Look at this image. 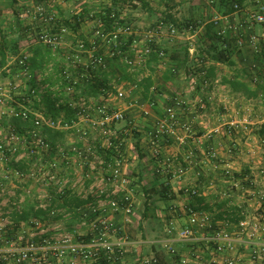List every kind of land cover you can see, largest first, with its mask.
<instances>
[{
	"label": "built area",
	"instance_id": "2783aa9c",
	"mask_svg": "<svg viewBox=\"0 0 264 264\" xmlns=\"http://www.w3.org/2000/svg\"><path fill=\"white\" fill-rule=\"evenodd\" d=\"M234 9V13L241 12L238 3L234 4ZM114 17L113 15L114 32L110 40H120L115 30L124 29L123 33H126L131 27L123 28V22ZM211 22L222 39H234V44L239 49H249L252 55L264 58L263 6L259 5L256 10L248 13L243 23L226 16L215 17ZM200 25L201 21L198 19L193 23L187 21L181 30L173 23L159 21L154 28L155 33L150 31L148 34L150 44L142 52L135 51L136 58H139L136 60L143 61V54L148 57L152 53L158 54L161 61L166 60L165 50L176 44L177 39H182L183 34L194 41ZM257 26L261 27L258 31ZM32 29L33 42L61 49L66 28L56 25L51 33L39 32L35 27ZM106 37L105 28L99 21L95 35L88 40H78V50L66 54L70 59L68 64H61L58 69L54 64H49L42 72L32 71L30 54L20 52L15 63L18 68L16 79L9 81L6 86L5 82H0V119L5 114V106L12 104L11 118L24 123L22 131H17L13 125H8L6 129L0 125V203L9 208L7 213H15L16 217L23 216L30 208L32 213L41 212L38 217L31 213L34 217L31 223L38 226L40 235L46 232L45 223L41 224L40 220L70 218L72 211L65 206L66 203L75 201L85 204L77 208L81 219L79 229L83 230L77 243L72 242L71 234L64 233L61 234V242L67 245L56 249L35 246L32 242L25 247L11 246L8 251L15 264H25L37 258L38 261L34 264L49 263V254L52 252L54 262L61 263L66 250L72 264L115 262L123 259L126 248L131 244L130 237L113 218L121 214L130 216L135 207L137 180L133 163L135 157H138L136 147L141 129L131 111L140 110L139 116L146 117L149 115V108L156 101L150 100L148 109L138 103L135 93L140 89V78L134 82H122L119 79V84L114 86L116 93L113 96L108 84L100 86L94 95L82 93L83 89L95 86L98 74L109 71L108 57L101 52V43H104ZM188 52L193 88L197 87V83L202 88L207 87L205 75L208 56L202 59L196 57L193 47H189ZM123 54L122 48L111 52L112 57H121ZM126 63L129 70L133 71L135 60L127 58ZM256 66L253 63V68ZM18 78L21 79L20 83ZM249 81L255 85L258 77L253 75ZM19 89L22 90V96L16 102L12 93ZM46 97L54 100L56 107L67 106L73 116L68 118L64 112L55 118L47 116L42 107ZM184 104L175 100L167 106L150 134L148 144L152 157L162 166L171 165L170 158L163 155V144L173 141L182 146L191 137L192 125L180 116ZM197 105L200 111L205 107L200 98ZM251 124L249 115L229 122L218 120L215 128L205 135L209 145L204 148V157L214 161L219 157L218 149L210 145L212 136L234 138L241 131H246ZM46 130L64 134V139L51 141ZM234 144L235 142L226 148V153L231 158L235 156ZM260 144L264 148V136L260 139ZM184 161L187 165L179 166L177 175L187 174L195 161L194 154L188 152ZM162 170L161 167L159 171ZM228 176L234 178L235 174L229 171ZM244 178L249 179L247 176ZM179 194L188 200L201 196L196 186L183 187ZM225 195H229V192ZM260 196L264 200V191ZM171 200L172 198L169 199L170 202ZM181 215L186 217L187 225L177 230L174 218ZM259 216L264 222V205L260 208ZM161 217L168 233L176 231V241L190 242L193 245L191 252L180 253L170 242L164 244L166 254L176 264H245L243 260L233 256L224 258L221 263L217 262V256L230 254L235 250L236 239L223 231H215L212 236H197V228L209 226L211 221L208 215L199 214L190 203H170L168 215ZM240 226L244 228L246 222H242ZM53 229L55 232L64 230L61 224H56ZM140 264L160 262L152 253L141 258Z\"/></svg>",
	"mask_w": 264,
	"mask_h": 264
},
{
	"label": "crops",
	"instance_id": "0c3cea01",
	"mask_svg": "<svg viewBox=\"0 0 264 264\" xmlns=\"http://www.w3.org/2000/svg\"><path fill=\"white\" fill-rule=\"evenodd\" d=\"M166 1L165 5H155L154 9H169L168 12L170 14H175L176 11L182 7V5L177 3L185 1V4L183 5L186 7L185 11L187 14L190 12L192 17L199 18V15L197 14L199 12L194 10V3L188 2L191 0ZM233 1H237L240 4L241 12L228 14L226 17L234 18V21H239L240 23H243L246 15L256 10L257 6L261 5L264 7V0H217V10L220 12H227L229 9L228 7ZM97 4L98 3L95 0H0V74L4 75L8 72H12L14 76L17 74L18 68L15 66V63L20 52H27L30 54V67L34 72L44 71L46 63L51 59L50 54L41 51L40 48L38 49L32 41V38L25 35L26 30L22 29L19 32L14 31L17 27L18 29L20 28L21 22L19 21L20 24H18V20L14 18L13 14H18L19 11L23 10L34 9L36 6H45L46 9L55 11L58 14L60 17V20H58L59 23H57L59 27L66 28V30H71L73 28L74 37L88 40L91 39L92 36L88 35L90 33L89 31V33L85 32L86 25L81 22L80 18L76 20L75 18H72V16L86 9L97 8L100 10L110 7V4H108V6L101 8L97 6ZM151 5L153 6L152 3ZM96 21L97 19L92 21V23H95ZM256 30H260L259 26L256 27ZM77 33H79L78 36H76ZM200 35L196 36L194 41H196V39L200 40ZM174 49H177V46H175ZM172 53L173 52L171 51L168 55L170 63L169 69L162 71L167 75L166 80H163L161 76H159V79L158 77H151L154 80L157 89H167L171 96L168 95V98L164 99L159 98L161 96L157 97L152 95V97L154 96L153 98L154 101H156V104L152 108H149V115L146 117L139 116L140 110L134 112L131 111L132 117L139 122L141 129L139 143L137 144L138 151H136L138 157H135L136 159L133 163V171L135 172L137 180L134 194L135 204L139 203L140 206L144 204L142 211L143 215L145 211V202L147 201L148 196H152L151 201L154 200L157 205L156 211H154V213L148 218H143L144 220L156 218L163 220L161 216L168 215L170 203H177L179 205L193 203L196 211L199 212V214L208 215L211 221L209 226H200L197 228V236H212L215 231H223L236 239L235 250L230 254L225 253L217 256L216 260L218 263H221L224 258L233 256L237 259L243 260L245 264H264V222L259 216L260 208L264 205V200H262L260 196V193L264 191V148L261 147L260 144V139L264 136V116L257 114V111L264 114V98L260 95L256 99H248L241 93L233 92L228 85L221 82L222 76L227 75L225 73L222 74L223 71L219 70L220 68L216 64L214 66L216 67L215 79L211 82L209 81L210 85H207V89L211 92L209 99L205 102L207 108L200 111L197 108V101L199 98L202 99L200 94L204 88L200 86V83H197V87L193 88L190 82L189 68L186 72L182 71V68L178 67L177 60L173 58ZM247 55L243 56L245 61H249V58H253L250 55L247 59ZM204 56L207 57L208 54L203 53L199 58L202 59ZM232 59L234 61V58ZM241 59L242 57L239 58L240 61ZM206 60V69H209L215 62L209 59V57ZM4 62H6L5 65ZM234 64L236 67L235 61ZM236 73L234 74L233 72H230V76H237ZM134 81L135 80L131 82ZM104 84L107 85L108 82H105ZM139 91L135 93V98L138 100V103L141 104V107L144 106L148 109V103L150 100H143L141 96H139ZM224 91L227 93L225 96L222 95V92ZM177 97L180 101L185 103L180 116L192 124L194 128V136L188 139L185 146H175L174 144L177 143L173 141H169V144H163V155L165 158H170L171 165L162 166L152 157L151 148L148 144L149 137L156 121L162 118L166 107L171 105L174 102V99L177 100ZM207 111H209V115H207ZM244 114H249L252 119V124L248 129L238 133L234 138H225L223 140V138L215 136L214 138L217 139V141L210 142V145L212 144L213 147L218 149L219 157L216 161L206 159L203 153L204 148L209 145V142L206 140L205 135L211 129V126H207V122H212L213 120L214 125L216 124L215 121L218 120L229 122L234 119H239ZM234 142L236 149L234 152L235 156L231 158V156L229 157L226 153V148ZM188 152L194 154L195 161L186 175H177L178 167L181 165H187L184 161V157ZM161 167L163 170L159 171ZM229 171L235 174L234 178L228 176ZM209 176L211 178H209ZM246 176L249 179L246 180L244 178ZM163 184L171 191V202L169 200L168 202L166 200H161L159 195H157V192L162 190ZM195 186L198 188L201 198L204 199V203L208 204L209 209H202L197 199L188 200L179 194L183 187L191 188ZM147 190L149 191L148 195L146 194ZM227 192H229V195H225ZM73 203L83 204L74 201L66 203V205ZM220 204L227 205L220 210L218 208ZM70 207L68 208L72 211L71 215H77V208L73 210L74 208ZM135 208L136 207H134L132 214H134ZM233 208L239 210V214L236 212L238 216H241V219L238 222L233 221L234 218L237 217L233 216L231 213ZM221 212H223V219L217 220V215ZM35 214H38V217L41 212H35L34 215ZM130 216L121 214L115 215L113 218L124 228L125 226H123V223L126 222V219H129ZM242 222H246L244 228L240 226ZM174 223L177 230L182 229L187 225V219L182 215L177 216L174 218ZM46 232L40 236L42 241L45 242L42 243V246L51 249L60 247L61 245H58V242H56L57 244H50L46 237L51 236L52 234ZM75 232L82 235L81 230ZM57 233L58 232H54L51 238H62L59 237L61 234L57 235ZM172 234L176 235V231ZM75 243H77V241H75ZM126 250L127 252L123 259L115 262L103 261L102 264H140L141 258L137 259V261L131 259L130 256V253L133 254V257L135 256L134 252L135 254H138V251H140V245H138L137 242L132 243L126 248ZM152 253L153 252H151V254ZM64 254L65 256L61 263L54 262L55 256L54 252H52L49 254V263L41 264H72L67 250ZM76 264L93 263L78 262Z\"/></svg>",
	"mask_w": 264,
	"mask_h": 264
},
{
	"label": "rangeland",
	"instance_id": "374dc122",
	"mask_svg": "<svg viewBox=\"0 0 264 264\" xmlns=\"http://www.w3.org/2000/svg\"><path fill=\"white\" fill-rule=\"evenodd\" d=\"M95 1L98 3L97 6L101 8L106 7L108 6V4H110L111 8H115L116 13L115 12L113 13L115 14L114 16L116 18H119L123 22L122 27L123 28L131 27V29H129L126 33H123L124 29L115 30V32L119 34L120 40L119 39L110 40V37L112 33L114 32V29L113 27H111L110 29L105 27V32L107 34V37L104 43L103 42L101 43L102 45L101 52H103L108 57L110 66H109L108 73L107 72L100 73L98 74L97 78L104 80V83L108 82L112 96L115 95L116 93L114 86L119 84V79L122 82H131L133 80H137L140 78L141 82H143V80H145L146 78L153 76L156 78L158 77L159 79L160 78L159 76H161L163 80H166L167 75L162 71L169 69L170 63L168 60V55H169V52L171 51L175 52L178 50H184V49H188L189 47H193L196 57H200L203 53H206L209 55L210 59L214 61V59H212L211 57L212 55L210 56V54H212L210 53V50H211L210 46L214 44L213 41H217V39L221 38V36L218 35L216 28L210 33L211 35L207 34V26L210 23H212L211 21L213 18L224 17V16H227L228 14H231V13H228V11L220 12L219 10H217V0H214V3H211L212 0L188 1L190 3H194V10L196 12H199L197 13L199 15V18L192 17L190 12L187 14V12L185 11L186 7L185 5H183L185 4V1L184 2L180 1L177 3L179 5H182V7L178 9V11H176L175 14L173 13L170 14L168 12L169 9L168 10L154 9L155 5H163V4L165 5L167 2L166 0H160V1H156V0H95ZM144 3H146L147 5H144ZM151 3L153 4V6L151 5ZM103 11L104 9L99 10L97 8L96 9H86L84 11H80L77 14L73 15L72 18H75L76 20L80 18L81 22L84 25H86L85 32L87 33L90 32L88 35L93 36L95 35V31L97 30L99 26V21H100L99 15ZM13 15H14V18L18 20L17 22L18 24H20L19 21L21 22L20 28L18 29L17 27L16 30L14 31L19 32L22 29H24L26 30L25 35L31 38L34 37L32 28L35 27L36 30L39 32L42 31L46 33H51L53 32V29H52L53 26L55 27L56 25L58 26L57 23H59L58 20H60V17L55 11L48 10L46 9L45 6H38V7L36 6L34 7V9L19 11L18 14L15 13ZM95 19H97V21L95 23H92V21H94ZM171 19L174 20V23L180 24L179 27L181 30H182V24H184L188 19L200 20L201 25L199 29L197 30V36L201 34L200 40L196 39V41H191L190 39L186 38L185 34H183L181 36L182 39H177L176 44H174V46H172L170 49L165 50V54L167 56L166 60L161 61L159 58L152 56V54L154 53L150 54V56L148 57H145L146 55L141 53L143 54L144 59L143 61H137L136 59H139V58H136L135 51L139 50L142 52L144 51L145 47L150 44L148 41L149 32L151 31L152 33H155L154 28L159 21L161 20L169 21ZM259 28L261 29L260 26ZM73 34H74L73 28L71 30H67V33L63 37V44L61 46V49H53L52 47H49L46 45H40L34 42L35 46H37L38 49L40 48L41 51H44L50 54L51 56V59L48 60L45 67L48 66L49 64H54L55 68L58 69L61 64H68L70 62V59L66 57V54L75 53L76 50H78L77 41L80 40L77 37H74ZM78 34L79 33H77L76 36H78ZM221 40L223 42V39ZM225 43H226L225 47L229 48L231 57L234 58V61L236 62V67L234 66L233 68H231L226 63H218L217 66L220 68L219 70L223 71L222 74L225 73L227 76H230V72H233L234 74L237 72L241 74V78L243 80L249 81L250 77L248 75L252 73V70L257 69V66H258L257 65L255 68H253V63H256L254 59L256 56L252 55L250 53V50L239 49L238 47H236L234 44V39H229L228 41H225ZM164 46H166V44ZM175 46H177V49H174ZM116 48H122V50L124 51V54L121 57L111 56V52L115 50ZM54 54H55V57H54ZM244 55H247V59L250 57V55L253 58H249V61H245V59H243ZM240 57H242L241 61L239 60ZM127 58L135 60V66H134L133 71L129 70V66L126 63ZM160 61L162 62V64ZM5 64L6 62H4V65ZM187 70L188 68L187 69L182 68V71L186 72ZM14 79H16V74L14 76L12 72L10 73L8 72L4 75L0 74V82L2 83L5 82V86L6 84L9 83V81H12ZM190 79H191V76H190ZM50 81H53V79L50 78ZM18 82L19 83L21 82L20 78H18ZM208 85H210V82L208 83ZM139 87H140L139 96H141V98L146 101L154 100L153 98L154 96L152 97V95H155L157 97L161 96L159 98H164V99H167L168 95L171 96L170 92L167 89L162 88L159 90L157 89L156 86H153L151 88L150 96L145 97L144 93H145L146 86H139ZM207 88L208 87L204 88L203 91H201L202 93L200 94V97L202 98L204 104L209 99V96L211 93L209 92ZM82 93L89 94L88 89L86 88L83 89ZM12 94H13L12 97L14 98V100L16 102H19L22 96V90L19 89L13 92ZM225 94H227L225 93V91L222 92L223 96H225ZM261 97L264 98L263 95H261ZM175 100L176 99H174L173 101ZM177 100L180 101L178 97H177ZM11 107H12V104H7L5 106L4 108L5 114L2 116V119H0V125L3 127V129H6L8 125H13L17 131H22L24 129V123L18 122L20 121L18 119L11 118L10 116ZM206 108L207 107L205 104L204 109ZM257 114L264 116V114L260 113V111H257ZM207 115H209V111H207ZM245 116L246 114H244L239 119H242ZM234 120H237V119H234ZM215 122H216L215 125L213 124L214 123L213 120L212 122H207V126L209 127L211 126L210 130L215 128V126L217 125V121ZM192 136H194L193 126H192L191 137ZM214 137L215 136H212V138H210L211 143L212 141L213 142L217 141V139H215ZM63 139L64 137L62 138L57 137V140L55 141H60ZM174 145L178 146V144H174ZM185 145H182V146H185ZM136 151H138L137 147H136ZM209 178L211 177L209 176ZM143 179H144V176H143ZM83 205L85 204H80V205L75 204V203L67 204V205L65 204L66 207H70V206H71L70 208L73 207L74 208L73 210ZM139 206H140L139 203L135 204L136 208L134 210V214H132L130 218L126 219V222L123 223L124 224L123 226H125L123 229L125 230L126 234L130 237L131 244L137 242L138 245H140V251H138V254L137 253L135 254L134 252L135 256L133 257V254L130 253L131 259L137 260L139 258L147 256L151 254V252L154 251V248H157L161 252L162 255H165V257L167 258L169 262H173L174 259L166 254V247L164 246V244L167 242H170V245L173 248H175L177 252H180V253H189L193 250V245L190 242L173 241V240H176V235L168 233L166 231L164 221L158 218L151 219V220L149 219L144 220L143 215H142L144 204L140 206V209H139ZM8 210L9 208L7 206L2 205L0 203V264H15V262L12 260V254L8 251L9 248H11V246L25 247L30 242L34 243L35 246H41L42 243H45L40 238L41 235L39 234V229H37L38 226L31 223L32 221H34L33 220L34 217H32V215L30 216L28 220L23 221V219L21 220L20 217H16L15 213H12V214L7 213ZM30 210L31 208L29 209V211ZM40 221H41V224L45 223L46 228H49L48 232L52 235L55 232V230L53 229V226H55L56 224H61L64 230L62 232L59 231L57 235L64 234V233L71 234L73 236V241H72L73 243H75V241L78 242L80 240V234L75 232L77 230H81L79 229L81 219L80 217H78V214L72 215V217L70 218L44 219ZM81 232H83V230H81ZM52 235L46 237L48 241L50 242V244H57L56 242H58L59 243L58 245H61V246L67 245L61 242V238H58V239L51 238ZM59 237H62V236L59 235ZM36 261H38V258L33 259L30 262H27L25 264H34V262Z\"/></svg>",
	"mask_w": 264,
	"mask_h": 264
},
{
	"label": "trees",
	"instance_id": "16d2710c",
	"mask_svg": "<svg viewBox=\"0 0 264 264\" xmlns=\"http://www.w3.org/2000/svg\"><path fill=\"white\" fill-rule=\"evenodd\" d=\"M238 3L237 1H233L231 2L229 9L227 10L228 13H234L235 9H234V4ZM239 4V3H238ZM144 5H147L146 3H144ZM240 5V4H239ZM115 12V8H111V7H107L104 9V11L99 15L100 16V21L102 22L103 27H107L108 29H110L111 27H113V14ZM116 13V12H115ZM172 20V21H171ZM169 21H164V22H169V23H173L177 26H180V24H176L174 23V20L171 19ZM187 21L193 23L195 22V19H188ZM187 21L182 24L185 25L187 23ZM215 29V25L214 23H210L207 26V34L211 35L210 33ZM222 38L217 39V41H213L214 44H212L210 46L211 50H210V56L212 57V59H214V64L212 66H210L209 69H206V75H205V79L207 81H212L215 79L216 76V67H214L216 64L218 63H226L228 64L231 68L234 67V61L231 57V53L229 51V48L225 47V40L223 39V42L221 40ZM249 50V49H246ZM1 53V50H0ZM251 53V52H250ZM152 56H155L158 58V54L154 53L152 54ZM172 56L175 60H177V64L179 68H189L191 66V61H190V55L188 52V49H184V50H178L172 53ZM209 57V55H208ZM210 59V57H209ZM255 64L258 65L256 70H252V73L249 74L248 76L251 78L253 77V75L258 77V81L257 83H255V85L253 86L251 84L250 81L248 80H243L241 78V74L236 73L237 76H222V83L228 85L231 90L233 92H237V93H241L242 95H244L246 98L248 99H256L258 98L260 95L264 96V69H263V65H264V58L263 56H256L255 58ZM213 61V60H212ZM260 66V67H259ZM217 78H218V72H217ZM104 81H99L98 79L96 80V84L95 86H91L88 89V92L90 95L96 94L98 92V88L100 86H103ZM140 86H146L145 87V97L150 96L151 93V88L153 86H155L153 80L151 77L146 78L145 80H143V82L140 81L139 83ZM43 109L44 112L47 116H52V117H57L59 116L62 112L65 113L66 117L70 118L71 116H73V112L67 107V106H60V107H56V104L54 102V100H52L50 97H46L43 100ZM21 122V121H18ZM47 131V135L49 137V139L51 141H55L57 140V137H63L64 134H61L59 132H53L52 130H46ZM149 191H146V194L148 195ZM157 195H159L161 200H166L168 202L169 199H171V191L169 190V188L167 186H165L163 184L162 190L157 192ZM152 196H148L147 201L145 202V211L143 213V217L148 218L152 213H154V211H156L157 205L155 204L154 200L151 201ZM197 199L199 202V205L202 209H209L208 204L204 203V199L200 197H195L192 198ZM191 199V200H192ZM82 203V202H81ZM84 204V203H83ZM80 205V204H78ZM227 204H220L218 206V208L221 210L222 208H224ZM190 206L193 207L195 210L196 208L194 207L193 203H190ZM239 214V210L237 208H233L232 210V214L233 216H237L236 218H234L233 221L238 222L241 219V216H238L237 214ZM31 210L28 212H25L23 216H21V220H28L30 215H31ZM222 214L223 212L219 213L217 215V220H222ZM38 214H35V216H37ZM153 253L158 257L160 264H176L175 261L173 262H169L167 260V258L165 257V255H162L161 252L157 249L154 248Z\"/></svg>",
	"mask_w": 264,
	"mask_h": 264
}]
</instances>
